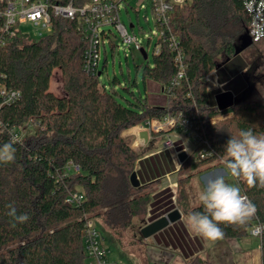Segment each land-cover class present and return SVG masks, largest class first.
I'll return each mask as SVG.
<instances>
[{
  "label": "trees",
  "instance_id": "obj_1",
  "mask_svg": "<svg viewBox=\"0 0 264 264\" xmlns=\"http://www.w3.org/2000/svg\"><path fill=\"white\" fill-rule=\"evenodd\" d=\"M243 1L189 0L175 7L170 25L184 52L186 75L172 86L165 104L152 103L147 96L121 99L100 76L87 73L83 67L87 42L78 19L56 17L50 33L38 39L16 38L0 47V81L21 92L18 100L0 110L5 126L0 129V145L10 142L8 128L21 127L31 118L45 126L14 145V162L0 164V264H87L89 219L99 220L121 241L134 220L146 214L151 200L149 185L135 187L130 180L138 160L137 151L123 136L130 127L169 115L202 124L214 154L194 161L193 152L184 160L179 172L188 171L186 179L194 176L196 168L203 173L217 167L221 159L226 168L225 146L241 130L264 135V100L238 98L242 90L234 95L209 89L205 81L216 70L220 82L228 84V74L240 56L235 55L238 35L245 33L250 22ZM158 43L161 47L153 63L142 67L143 81L158 83L166 94L178 68L169 43ZM109 44L112 50L117 46L114 40ZM218 55L225 56L219 68ZM56 68L62 72V95L50 87ZM238 68L244 72L246 65ZM224 97L229 98L221 104ZM228 113L230 117L210 120ZM69 161L79 165L80 171L67 172ZM235 180L257 211L244 226L220 227L224 238H242L261 224L264 264V187L249 188L244 180ZM71 191L85 193L82 204L66 202ZM10 204L17 215L27 214L29 220L14 222L8 215ZM185 212L188 216L203 212V206L199 202Z\"/></svg>",
  "mask_w": 264,
  "mask_h": 264
},
{
  "label": "built area",
  "instance_id": "obj_2",
  "mask_svg": "<svg viewBox=\"0 0 264 264\" xmlns=\"http://www.w3.org/2000/svg\"><path fill=\"white\" fill-rule=\"evenodd\" d=\"M71 0L64 4L52 0H1L0 5V47L6 45L9 41L16 38L38 39L53 29V19L56 17L78 19L80 29L87 47L83 57L84 70L91 75L102 74L100 68L102 61V49H106L107 42L114 40L117 43V35L113 32L115 28L118 36L129 46L134 45L136 50L147 49L139 41L136 35L129 33L126 25L121 20L122 9H127L129 0ZM143 1V0H142ZM189 0H152V15L154 18L156 33L153 54L160 51L161 42L169 43L170 48L175 53L174 59L178 68L176 76L173 77L170 85L167 86L166 94L170 95V89L179 83L180 79L186 75L185 56L179 45L177 35L170 25V15L175 7L182 6ZM244 9L250 17L248 33L253 42H259L264 39V0H244ZM33 26L35 34L24 30L25 26ZM133 26V25H132ZM110 28V29H108ZM153 37L147 38V43ZM106 51V50H105ZM148 56V54H147ZM216 70L209 72L205 81L210 82ZM217 76V75H216ZM216 83L217 79H216ZM21 97L19 89L7 86L0 81V110L6 104L15 102ZM213 122V119H210ZM206 120H204L205 122ZM5 126L0 119V129ZM36 117L25 122L21 127L8 128L9 136H18L20 141L27 135L36 131L44 130ZM183 129V132L191 136L195 145L193 150L198 160L207 159L214 154V150L205 136L202 124L194 125L188 118L182 115H169L162 119H153L141 124L140 131L153 130L157 132ZM164 141L165 148L175 146V139L167 134ZM187 147L185 148V150ZM223 160V159H221ZM80 166L73 161H69L65 170L67 172H79ZM86 196L81 191H71L66 197L68 204L80 205ZM94 219H89L86 226L85 250L88 257L87 264H108L106 255L107 249L103 243V237L100 231L92 224ZM262 231V225L257 224L251 229V234L259 236ZM119 264V263H115Z\"/></svg>",
  "mask_w": 264,
  "mask_h": 264
},
{
  "label": "rangeland",
  "instance_id": "obj_3",
  "mask_svg": "<svg viewBox=\"0 0 264 264\" xmlns=\"http://www.w3.org/2000/svg\"><path fill=\"white\" fill-rule=\"evenodd\" d=\"M151 5L152 0H129L127 3V9L123 8L121 13L122 22L126 25L129 33H131L132 35H136L139 38V41L147 49L148 57L144 58L141 51L136 50L134 48V45L129 46L126 42H123L118 36L116 29L112 28L113 32L117 35L116 40L118 44L115 49L112 50L111 45L109 44V42H107L106 49H102V61L100 66L102 74L100 75V80L103 84H105L107 89H115L117 93L122 97L121 99L125 98L135 100L136 97L141 98L147 96L149 101L152 103L165 104L169 95L165 94L162 91L160 85L153 81H147V83L145 84L143 81L142 67L146 63L152 64L154 60L153 47L156 39L155 37H153V34L156 33V26L152 15ZM239 25L237 24L238 27ZM24 30L33 35L35 34V29L33 26H25ZM240 35L242 34L240 33L238 35V39H240ZM148 37H153L150 40L149 44L147 43ZM240 44L241 41L239 40V43L237 45ZM238 55L240 56L239 58H237V60H235L236 64L232 71L228 74V84L226 85L225 89H223V91H228L229 93L235 95L238 94V91L242 90L241 93L237 95L238 98H243L251 101L264 100V73L257 74V70L261 66H264V39L259 42H253L251 45L244 48ZM105 59L106 64H104ZM224 60V55H218L216 57V61L219 63V67L225 64ZM243 64L246 65L244 72L243 70H240V68H238ZM216 79L217 76L213 74L212 80L209 83L207 82L209 89L220 87L219 84L214 86L213 83H216ZM62 84L61 69L56 68L53 71V75L51 78V90L56 94L62 95L64 93ZM224 98V100H220L221 104L222 101H226L229 97ZM231 100L232 95H230L229 101ZM230 116L231 113H228L226 115H220L212 119L213 122H216L220 119ZM140 127L141 124L130 127L123 131L124 138L128 140L131 143L132 147L137 151L138 157L140 155V151L137 147V141L139 140L137 133L138 131H140ZM148 132L150 135H153L151 136L150 141L153 142L157 138L160 139L156 140L157 144L160 147L164 146L163 140H166L168 133H170V136L175 140L178 137H183L184 134L183 129H173L170 132H157L149 130ZM184 141L186 143L185 145L187 149L182 151H186L189 157L194 152H192V150L195 143L192 137L188 136L186 133L184 135ZM193 160L198 161L197 157L195 156ZM182 163L183 162L180 161L178 164L176 176L177 179H175V183H173V189L177 206L186 211L187 208L200 202L198 196L199 193H201L205 189L206 182L204 180V182L201 181V178L199 176L202 173H197V168L193 170L194 176L190 179H186L188 178L187 175L189 172H179ZM218 165L217 167H225L224 159L220 160ZM214 168H216V166ZM147 190H149L151 193V188L149 186ZM146 214L136 218L131 227L128 228L120 238L121 241L119 242L121 243V245L132 255L135 254L136 246L141 239L139 229L140 226L142 227L143 225L142 222L144 221ZM92 224L96 226L103 237V243L106 245L105 247L107 249L106 258L108 264H115L114 260H121V264H129L127 259H123L120 256V248L117 245L115 246V244L113 245V243H111L109 235L105 233V230L107 229L104 228L102 223H100L99 220L94 219L92 221ZM116 239L118 240L117 237ZM88 260L89 259L87 257L86 261ZM255 264H262L261 250L257 251L256 253Z\"/></svg>",
  "mask_w": 264,
  "mask_h": 264
},
{
  "label": "crops",
  "instance_id": "obj_4",
  "mask_svg": "<svg viewBox=\"0 0 264 264\" xmlns=\"http://www.w3.org/2000/svg\"><path fill=\"white\" fill-rule=\"evenodd\" d=\"M216 75L218 83L213 84L214 86L219 84L220 87L212 89L223 92L226 82H220L219 75L217 73ZM184 135L185 133L183 137H178L175 140V146L169 149L157 144L156 140L159 138L153 142L150 141L153 136L150 134L148 141H145L141 135V139L137 141L140 155L135 171L142 185L150 184L151 200L143 225L139 229L141 239L136 246L134 257L124 249L112 233L107 230L105 233L109 235L111 243L120 248V256L127 259L129 264H190L195 259L199 264H255L256 253L261 250L259 236L250 234L242 238L223 237L216 241H209L194 234L187 227L188 215L177 206L173 189L180 162L179 153L186 148ZM216 174H224L226 182L239 186L235 178L227 175L226 168L222 166L203 172L199 177L202 182H207L209 177ZM176 208L181 213L179 219L170 222L148 238L141 235V229L145 225ZM120 261L114 260L115 263L121 264Z\"/></svg>",
  "mask_w": 264,
  "mask_h": 264
},
{
  "label": "clouds",
  "instance_id": "obj_5",
  "mask_svg": "<svg viewBox=\"0 0 264 264\" xmlns=\"http://www.w3.org/2000/svg\"><path fill=\"white\" fill-rule=\"evenodd\" d=\"M264 73V66L257 74ZM20 137L11 136L10 142L0 145V164L15 160L16 143ZM226 172L231 177L244 180L248 187H264V135H256L249 129L241 130L238 137L232 136L226 146ZM203 212L190 213L187 227L205 240L216 241L224 237L223 225L244 226L255 215L256 206L241 194L239 186L226 182L224 174L209 177L205 189L199 193ZM8 215L14 222L26 223L27 214L17 215L13 205L8 206Z\"/></svg>",
  "mask_w": 264,
  "mask_h": 264
},
{
  "label": "water",
  "instance_id": "obj_6",
  "mask_svg": "<svg viewBox=\"0 0 264 264\" xmlns=\"http://www.w3.org/2000/svg\"><path fill=\"white\" fill-rule=\"evenodd\" d=\"M240 41H241V44L236 45L235 55H238L244 48H246L247 46H249L253 43V40L251 39L247 29H246L245 33L240 36ZM141 53L144 56V58L148 57L145 49H142ZM229 59L230 58H228V60ZM217 68H219V66ZM100 75H101V72L98 73V76H100ZM140 135L142 137H144L145 141H148L149 132L147 130L141 131ZM187 157H188V154L186 151H181L179 153V160L181 162H183ZM130 180H131L132 185L135 187H138L141 185V182L138 178L136 171L132 172V174L130 176ZM180 217H181V213H180L179 209L176 208V209L170 211L169 213H167L166 215H163L160 218L156 219L155 221L145 225L141 229V235L145 238H148V237L152 236L153 234H155L156 232H158L159 230L166 227L170 222H174L177 219H179Z\"/></svg>",
  "mask_w": 264,
  "mask_h": 264
}]
</instances>
